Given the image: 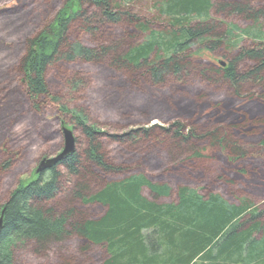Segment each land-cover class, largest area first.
I'll return each mask as SVG.
<instances>
[{"label": "trees", "instance_id": "16d2710c", "mask_svg": "<svg viewBox=\"0 0 264 264\" xmlns=\"http://www.w3.org/2000/svg\"><path fill=\"white\" fill-rule=\"evenodd\" d=\"M166 1L159 33L129 0L0 7V264H264V39L223 23L264 0ZM53 107L76 148L23 180Z\"/></svg>", "mask_w": 264, "mask_h": 264}, {"label": "rangeland", "instance_id": "374dc122", "mask_svg": "<svg viewBox=\"0 0 264 264\" xmlns=\"http://www.w3.org/2000/svg\"><path fill=\"white\" fill-rule=\"evenodd\" d=\"M19 3H23V0H0V7L10 5V4L18 5ZM41 4H42V1H41ZM129 4L131 7H133L134 11L137 14L141 15L142 17H145L148 20H152V22H153V23H151L152 29H155L156 32H158V33L161 32L160 30H167L168 28H167L166 24H168V21L170 22L172 20V18H174L173 17L174 15L172 16L173 13H169L170 9L168 8V2L166 0H129ZM38 6L39 5H37V8H39ZM196 18H198V17H193L192 19H196ZM201 18H203V17H201ZM223 23L229 29L234 30V32L236 34L235 42H239L241 40V38L245 37L246 35L247 36L249 35L248 37H250V38H257V36H261V37H259V39H264V37H263L264 36V23L263 22H261V23L259 22L257 24H244L242 22L240 23L237 20H234V21H223ZM258 32H259V34H258ZM261 33H262V35H261ZM148 37H149V35H148ZM162 39L165 40L166 39L165 36H162ZM197 56H200L204 59H206V58H210V59L211 58H214V59L219 58L220 59L219 63H221V64H223L222 62L225 63V61L220 56L210 55V53H208L206 50H200L199 54H197ZM94 72L95 71L92 70V71H90V74H93ZM60 89L61 90L63 89L62 86ZM89 100H92V99H90V97L89 98L86 97L83 100V103H80V104H81L82 108L85 109L86 112L89 114L92 121H99V122L113 121L114 122V121L118 120V117H117V114H119L118 111H116L115 109H111L109 107L107 109H105L102 102L100 103V105H99V103H98V105H95L94 103H92V101H93L92 100V101H90L92 104H90V102L88 103ZM52 109H49L48 113H47L49 120L52 122L49 125V127L51 128L52 131H54L55 129H59L60 130V136L56 137L55 139H52L50 142L47 143V145L39 147L38 149L34 148L32 150V152L30 153V155L28 156V159H27V161H29V163L27 165L23 164L20 167V169L22 170V173L24 172L23 180L29 179L31 177L33 171L35 172V170H36V168H37V166H38V164L42 158L55 157L63 149V146H64V134L62 131L63 125H61L59 120L57 119L58 117L56 114H59L57 112V110L54 107ZM160 122H161L160 120L159 121L153 120V121H151V124L152 123H159L160 124ZM65 126L68 128H71L70 126H67V125H65ZM73 133L76 137L77 132L74 131ZM136 172H139V170H137ZM133 173H135V172H133ZM6 181H7L6 188L13 189L15 187L16 184L14 182V179L9 178V179H6ZM62 246L65 249V251L67 252V250H69L70 248L73 249L75 244H74V242H65ZM65 251H63V252H65ZM15 253H16L18 260L20 262H22L23 264H53V262H55L53 255H51V256L47 255L48 256L47 258H44V260H40V259L34 257L33 255H30L28 253V251H25V252L16 251ZM67 255H69V254H67Z\"/></svg>", "mask_w": 264, "mask_h": 264}, {"label": "water", "instance_id": "95a60500", "mask_svg": "<svg viewBox=\"0 0 264 264\" xmlns=\"http://www.w3.org/2000/svg\"><path fill=\"white\" fill-rule=\"evenodd\" d=\"M225 65L224 62H222ZM63 134H64V146L58 155L52 158H42L39 162L35 173L39 174L43 171L49 170L54 167L58 162H60L63 158L67 157L69 154L73 153L76 148V137L74 135V131L71 128L63 126ZM4 226V212H2L0 216V234Z\"/></svg>", "mask_w": 264, "mask_h": 264}]
</instances>
